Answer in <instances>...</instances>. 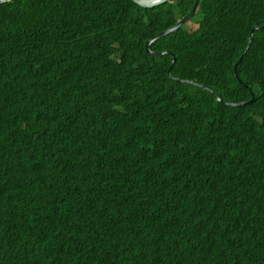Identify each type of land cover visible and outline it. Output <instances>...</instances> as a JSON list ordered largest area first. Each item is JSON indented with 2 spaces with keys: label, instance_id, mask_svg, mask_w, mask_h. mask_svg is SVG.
<instances>
[{
  "label": "trees",
  "instance_id": "16d2710c",
  "mask_svg": "<svg viewBox=\"0 0 264 264\" xmlns=\"http://www.w3.org/2000/svg\"><path fill=\"white\" fill-rule=\"evenodd\" d=\"M193 2L0 3V264H264V0Z\"/></svg>",
  "mask_w": 264,
  "mask_h": 264
},
{
  "label": "water",
  "instance_id": "95a60500",
  "mask_svg": "<svg viewBox=\"0 0 264 264\" xmlns=\"http://www.w3.org/2000/svg\"><path fill=\"white\" fill-rule=\"evenodd\" d=\"M9 0H0V3H5V2H8ZM136 4L142 6V7H154V6H157V5H160V4H163L167 1H170V0H133ZM199 6V0H194L193 2V6L191 8V10L185 15L183 16L174 26L168 28L167 30H164L156 35H154L151 39H149L147 42H146V49H147V52L152 54V55H157V54H160L159 51H152L150 49V44L156 40L157 38L159 37H162L163 35H166L176 29H178L179 27H181L183 24L185 23H188L192 17L195 15V12L197 10ZM258 28V26L254 27V29ZM253 29V30H254ZM253 33V31H252ZM251 41V40H250ZM163 53H166V54H170V52L168 51H163ZM175 61H176V58L174 57L173 58V61H172V64L171 66L169 67L168 69V73L170 74V77L173 78L174 80H177V81H184V82H187V83H190V84H195V85H198L200 87H203L204 89H207L208 91L210 92H213L212 89L208 88L207 86L203 85V84H199L195 81H192V80H184V79H180L178 77H175L171 74V69L173 67V65L175 64ZM241 61V57L238 59V61L235 63L234 65V74H235V77H237L239 80V73H238V64L239 62ZM251 95H252V98L246 100V101H241V102H231V103H228L229 106H242V105H246V104H250L253 102V98H254V93L251 91ZM219 100H221V98L219 97L218 98Z\"/></svg>",
  "mask_w": 264,
  "mask_h": 264
},
{
  "label": "clouds",
  "instance_id": "9594fccd",
  "mask_svg": "<svg viewBox=\"0 0 264 264\" xmlns=\"http://www.w3.org/2000/svg\"><path fill=\"white\" fill-rule=\"evenodd\" d=\"M10 1H12V0H9L8 2H10ZM158 6V5H157ZM189 23H191V20L188 22V23H186V24H189ZM151 39V38H150ZM169 52V51H168ZM162 53H163V51H162ZM171 53V52H170ZM166 54V53H165ZM169 54V53H168ZM242 59V58H241ZM184 80H188V79H184ZM193 85H195V84H193ZM253 92V91H252ZM253 100H254V98H253ZM246 101V100H245ZM231 103V102H230ZM228 104V103H227Z\"/></svg>",
  "mask_w": 264,
  "mask_h": 264
},
{
  "label": "rangeland",
  "instance_id": "374dc122",
  "mask_svg": "<svg viewBox=\"0 0 264 264\" xmlns=\"http://www.w3.org/2000/svg\"><path fill=\"white\" fill-rule=\"evenodd\" d=\"M188 27H189V28H195L196 25H195L194 23H189V24H188Z\"/></svg>",
  "mask_w": 264,
  "mask_h": 264
}]
</instances>
